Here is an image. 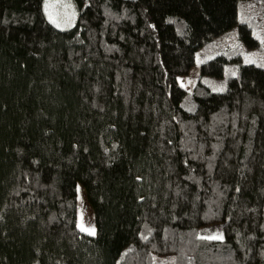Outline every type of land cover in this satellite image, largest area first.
<instances>
[{
	"label": "trees",
	"instance_id": "1",
	"mask_svg": "<svg viewBox=\"0 0 264 264\" xmlns=\"http://www.w3.org/2000/svg\"><path fill=\"white\" fill-rule=\"evenodd\" d=\"M52 1L0 0V264H264V0Z\"/></svg>",
	"mask_w": 264,
	"mask_h": 264
},
{
	"label": "rangeland",
	"instance_id": "2",
	"mask_svg": "<svg viewBox=\"0 0 264 264\" xmlns=\"http://www.w3.org/2000/svg\"><path fill=\"white\" fill-rule=\"evenodd\" d=\"M260 5H253V9L250 11H242L240 15L245 16H256V13ZM47 16L48 19L58 28L66 29L73 26L77 20L78 8L76 6L75 0H53L51 5L48 6L46 3ZM239 44V32L238 26L236 25L231 32L217 39L213 46L204 49L201 48L196 55V62L190 69V71L185 75H179L178 81L187 90L191 91L195 86L196 82L201 77V63L205 58H210L218 53H222L226 50L234 49ZM239 53H243L239 50ZM246 60V58H245ZM237 60L235 65H239ZM259 63L264 64V53L260 55ZM209 84L213 89L223 90L225 88V82L223 79H208ZM85 188L81 183H78V206H77V224L81 228L83 225L85 228H94L96 233V223L95 215L91 204L89 203ZM200 235L203 237H214L221 236L224 237L223 224L213 223L200 228Z\"/></svg>",
	"mask_w": 264,
	"mask_h": 264
},
{
	"label": "snow or ice",
	"instance_id": "3",
	"mask_svg": "<svg viewBox=\"0 0 264 264\" xmlns=\"http://www.w3.org/2000/svg\"><path fill=\"white\" fill-rule=\"evenodd\" d=\"M81 231L87 232L89 235H95V229L94 228H85L83 225H81ZM209 239H222V237L221 236H214V237H209Z\"/></svg>",
	"mask_w": 264,
	"mask_h": 264
}]
</instances>
